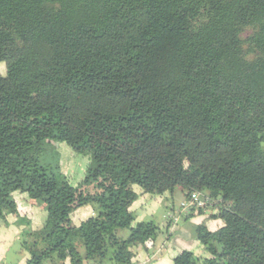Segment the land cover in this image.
<instances>
[{
  "label": "trees",
  "instance_id": "16d2710c",
  "mask_svg": "<svg viewBox=\"0 0 264 264\" xmlns=\"http://www.w3.org/2000/svg\"><path fill=\"white\" fill-rule=\"evenodd\" d=\"M1 67L0 223L26 264H135L160 228L132 205L177 188L222 225L173 264H264V0H0ZM50 142L88 157L80 187ZM16 192L43 204L37 228Z\"/></svg>",
  "mask_w": 264,
  "mask_h": 264
},
{
  "label": "rangeland",
  "instance_id": "374dc122",
  "mask_svg": "<svg viewBox=\"0 0 264 264\" xmlns=\"http://www.w3.org/2000/svg\"><path fill=\"white\" fill-rule=\"evenodd\" d=\"M0 73H2V67L0 68ZM44 156L47 158L51 157L56 161H58L59 167L56 172V179L58 181L69 182V184L74 187L81 186V184L83 183V178L85 177V174L90 164V160L88 159L87 156L77 155L73 153L72 150H70V148L67 145L57 142L48 143ZM14 199L16 202V211L19 214V216L21 217L28 216L29 218H31L32 222H34L36 225L42 223V221L45 219L46 214L43 209V204L41 202L26 200L25 195L19 194L17 192L14 194ZM173 202L174 203L178 202V198H176V193H174L171 198H166V197L154 198L152 195L149 194L140 198V200L134 203L131 208L134 214L136 215L137 220L149 221L152 214L153 216L156 217V219H158L157 222H160L163 221L162 219L163 211L169 205V203H173ZM169 206H171L170 209L177 208V206H173V205H169ZM92 211H93V207L91 205H88V207L80 208L71 215V220L75 223H78L80 222V220L88 218V216L91 215ZM8 217H14V216L12 215L7 216L6 222H8ZM207 221H205V223ZM184 223L186 224H183L182 227H185L186 231H185V235L180 238L183 241V247L181 248H187L191 250L194 249L195 247L194 244L196 239H194L195 236L194 228L196 225H198V222L193 223L190 220L186 222L184 221ZM216 228L211 227V229H216ZM13 232H14V227L7 228L6 232L4 233L5 235L2 238H0V246L3 245L2 241L4 242L7 239H9V237ZM126 235H127L126 231L120 232V236H126ZM16 240H17V242H15L16 254H14L13 256L15 259H18L19 257L21 259V264H25L26 253L21 252L18 248L19 245L18 242L20 238ZM149 244H147V246ZM175 250H180V245H178V243L176 246H174V244H171L170 247H168L167 252L168 254H170V252H173Z\"/></svg>",
  "mask_w": 264,
  "mask_h": 264
},
{
  "label": "crops",
  "instance_id": "0c3cea01",
  "mask_svg": "<svg viewBox=\"0 0 264 264\" xmlns=\"http://www.w3.org/2000/svg\"><path fill=\"white\" fill-rule=\"evenodd\" d=\"M176 190H178V191H176ZM176 190H175L176 192L174 191V193H176V198H178V202L177 203L176 202L175 203L174 202L169 203V205L178 206L179 203H181L185 199L183 197L182 191L179 188H177ZM169 205L167 206L168 210H170L169 208H171V206H169ZM167 207L165 208V210L162 213V218L165 214V211H167L166 210ZM210 215L203 212L202 215L192 216L188 220L184 219L178 225L176 232H174L170 235L167 234V231L164 229V226H162V223L161 224L157 223L159 225V228H160L159 235L152 242H150V244L148 243L149 245L148 246L146 245L145 248L142 246H138L137 248H135L136 254H137V257L135 259V261H136L135 264H141V263L145 262L151 256V254L155 253L156 250H158V249H161L160 253L157 255V257H155L153 260H151L149 264H173V258L180 250L200 251L201 245L197 241H195L194 249L190 250L187 248H181V247H183V241L180 238L185 235V231H186L185 227H182V226H183V224H186V223H184V221L186 222V221L191 220L193 223H197V222H198V224L204 223L210 230H211V227H215V228L220 227L222 225V221L215 220L212 218H210L211 219L210 220L208 218ZM151 217H153V219L156 220L155 222H157L158 219H156L155 216H153L151 214ZM6 220H7V218H6ZM82 220H84V219H82ZM207 220H210V221H207ZM15 221H16L15 217H8V222H6L7 223L6 226L0 223V238H2L5 235L4 233L6 232L7 228L14 227V232L11 234L9 239H7L4 242L2 241L3 245L0 246V264H21V259L19 257H18V259H15L13 256L14 254H16V247H15V242H17L16 239L19 238V235L21 233V228H17L15 226V224H16ZM205 221H207V222L205 223ZM31 222H32V220H31ZM160 222H162V221H160ZM42 223L36 225L34 222H32V226H33L32 228H37ZM151 243H152V246H151ZM177 243H178V245H180V250H175L173 252H170V254H168V252H167L168 247H170L171 244H174V246H176ZM18 248H19V246H18ZM19 250H20V248H19ZM25 257L27 260V255ZM109 264H112V263H109Z\"/></svg>",
  "mask_w": 264,
  "mask_h": 264
},
{
  "label": "built area",
  "instance_id": "2783aa9c",
  "mask_svg": "<svg viewBox=\"0 0 264 264\" xmlns=\"http://www.w3.org/2000/svg\"><path fill=\"white\" fill-rule=\"evenodd\" d=\"M217 202L211 198H208L206 194L199 191H194L189 194L175 209H170L163 216L162 222H156L158 224L162 223L164 229L167 231V234L174 233L178 225L183 220V217H186L190 212H199L202 211L208 215L213 214L217 211ZM161 249L156 250L155 253L147 259V261L141 264H149L160 253Z\"/></svg>",
  "mask_w": 264,
  "mask_h": 264
}]
</instances>
